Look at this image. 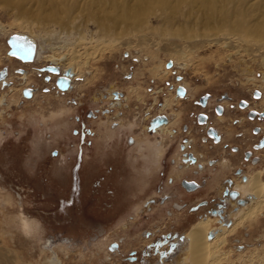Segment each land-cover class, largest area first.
<instances>
[{
    "label": "rangeland",
    "instance_id": "374dc122",
    "mask_svg": "<svg viewBox=\"0 0 264 264\" xmlns=\"http://www.w3.org/2000/svg\"><path fill=\"white\" fill-rule=\"evenodd\" d=\"M3 10L0 21L8 25L12 14ZM9 31L0 35V45L16 58L8 54V38L19 32ZM116 46L98 49L100 56L89 60L95 78L82 69L74 75L72 89L63 91L56 74L39 71L51 60L20 61L14 67L16 76L32 73L33 85L23 90L35 93L0 107V264H173L180 243L174 246L167 240L212 217L207 211L211 189L219 188L241 164V154L235 153L232 167L209 165L213 156H229L220 150L224 142L215 146L204 132L217 128L226 135L224 141L242 149L251 144L235 137L239 126L234 121L249 118L248 109L239 106L242 100L262 110L256 106L264 94L259 59L209 46L196 55L185 50L177 65L164 52L150 60L137 49ZM161 62L169 73L160 70L163 79L151 77L146 69ZM17 80L1 81L0 92L5 95L11 84L19 86ZM180 85L188 88L183 97L176 92ZM172 94L179 101L163 108ZM204 96H209L206 106L201 104ZM119 99L123 105L112 106ZM219 106L225 110L223 119ZM204 115L207 119L202 120ZM159 116L167 118L173 134L152 130L150 122ZM185 127L193 129L191 150L197 144L208 157L202 170L200 163L193 168L177 163ZM251 127L246 125L249 134ZM157 140L164 144L158 157L151 148ZM261 158L257 167H264L263 154ZM190 181L200 186L187 191L183 185ZM219 222L211 232L222 227ZM256 248L264 250V212L230 238L222 252L230 260L223 264H248L238 255L249 257ZM184 259V254L178 256L179 262ZM255 264L260 262L256 259Z\"/></svg>",
    "mask_w": 264,
    "mask_h": 264
},
{
    "label": "bare ground",
    "instance_id": "6f19581e",
    "mask_svg": "<svg viewBox=\"0 0 264 264\" xmlns=\"http://www.w3.org/2000/svg\"><path fill=\"white\" fill-rule=\"evenodd\" d=\"M2 8L8 15L12 14L13 20L8 25L0 21V35L8 34L9 29L25 34L26 41L33 46L32 60L53 61L58 72H51V76L56 74V79L67 76L68 89L74 85V75L82 74V69H89L95 78L96 68L91 67L89 60L98 58L102 51L113 50L117 43L139 50V56H148L150 60L164 52L177 65L180 59L183 61L185 52L192 50L196 55L209 46L239 55L245 53L264 65V0H0ZM1 45L0 66L9 63L12 69L19 65L7 56V46ZM98 49L102 51L98 53ZM164 66L165 62H161L146 70L151 77L163 79L165 75L161 71H170ZM77 67H81L79 72ZM12 71L7 80L17 79ZM32 76L31 73L24 78L26 85L33 82ZM8 89L7 95L0 92V103L7 100L11 105L19 101L22 87L12 85ZM259 100L257 106L263 108L264 94ZM170 101L173 100L167 98L168 105ZM226 161L224 158L221 163ZM262 175L253 172L245 185L238 183L241 194L254 193L256 201L235 215L228 232L223 231L212 239L207 233L209 226L202 223L187 231L188 248L183 264H223L230 260V255L222 253L230 238L264 212ZM217 253L220 256H215ZM248 256L239 254L238 259L246 258L248 264H255L257 259L264 264V250L256 248ZM53 260L59 263L56 258Z\"/></svg>",
    "mask_w": 264,
    "mask_h": 264
},
{
    "label": "flooded vegetation",
    "instance_id": "af4514ba",
    "mask_svg": "<svg viewBox=\"0 0 264 264\" xmlns=\"http://www.w3.org/2000/svg\"><path fill=\"white\" fill-rule=\"evenodd\" d=\"M9 50H10V48H9ZM9 50H8V52H9ZM35 53H36V51H35ZM11 58H13V57H11ZM16 58H14V59L18 63H21L20 61L25 62L21 58H17V59ZM1 66H0V68H1ZM42 68L43 67H39L40 72H44L41 70ZM12 69H13V71H12ZM12 69L10 67V70H8V68L3 67L0 70V82L2 81V83H3V82H7V81L8 82L14 81V80H7L11 71L14 72V74H16L14 71V68H12ZM20 72L22 74L17 75V76L21 80V83L19 86L18 85H16V86L22 87L21 95L25 94V96H26V94L31 95V94L35 93V92L31 91L30 88H28L27 90L26 89L23 90L24 87H28L30 85H33V82L29 85L28 84L26 85L24 83V78L27 75H31V72H29V71H20ZM48 76H51V73ZM11 86H12V84H11ZM177 88H178V86H176V92H177ZM5 95H7V94H5ZM177 95H178V92H177ZM127 98H128V96L124 97V99H126V100H127ZM173 98H169V99L173 100V101L169 102L170 105H168L167 99H166L165 103L163 105V108H167V107L171 106L172 103L175 102V97H173ZM207 100H209V96H204L202 98L201 104L203 106H206ZM176 101H179V100H176ZM5 102L8 103L7 100H4V102H2L0 107L4 106L3 104ZM120 105H123V102L120 99L116 100L112 104V106H114V107H119ZM5 106H6V104H5ZM239 106L241 109H244V110L248 109V111H249V113H248L249 118L238 117V119L236 118V120L234 121L235 124H238V126H239L238 133L234 134L235 137L239 138V140H241V142L245 145L247 144L246 141H248V140L251 141V144L248 145L247 147H245L244 149L240 148L239 146L233 145V144L229 143L228 141H224V139L226 137V135L224 133L219 131L217 128H209V127H207L205 129V132H204L205 136H206L205 139L208 138L207 141L211 140L210 142H213L212 144H215V146L222 144L224 142L222 144L223 146L220 147V150L223 154H227L229 156V158H227L226 156H222L220 158H219V156H213L212 158H209V160H208V157L205 156L204 152L196 147L197 144H195L194 145L195 148L191 150L190 147L193 146V143L195 142V138H192L190 136V134H192L193 129L192 128L189 129V127H185V129L187 131V135L184 137L186 139H184L183 142H181L179 144L181 154L178 157L177 163L180 166V162H179L180 160L182 162H187L185 165L186 168H193L198 163H200V166H198V167H199V169L202 170L205 167L207 160H208L209 165L219 164L220 166H222L224 168H229V167H232V161L231 160L236 159V158H234L235 153L241 154L240 155L242 158V159H240L241 164L238 165L236 168L233 167V171H232L233 175L228 174L227 176H225L223 178V180L221 181V182H223V184L221 186H219V188H212L210 191L211 192L210 198L212 199V202H211V205L209 206V208H207V211H208L209 215H211L212 217L208 216V217L202 219L201 221H198L197 223H195L192 226V227H194L195 225L201 224V223L209 226L207 233L209 232L208 236H211L212 239L215 236L222 234L223 231L228 232L229 229L234 225L235 215L238 214L239 212H241L240 210H243L244 208L250 206L253 202L256 201V195L254 193L247 192L245 194H241L239 187H237L239 185H245L249 181L250 176L253 172L261 173V174L263 173V175L260 176V181L262 183V190H261L262 193L261 194L264 195V167H257L262 160L261 154L264 155V116H262V113L264 112V108H262V110L251 108V105H250L249 101H247V100H242L239 103ZM237 108L238 107H236V106H232V109H237ZM216 110L219 113V116H220L219 119L225 118L224 115H222L225 112V110L222 107L219 106ZM160 117H162V116L152 118V120L150 122V126H151L152 130L155 129L157 132H159L161 130L163 132H165V131H168L169 133L172 132L168 127L170 122L167 121V118H165V119L163 118V121H162L163 123L160 124L159 126L155 125V123H154L155 120H157ZM200 118L202 120H204V119H207V116L204 115L203 117H200ZM111 121H114V119L109 118V122H111ZM118 121H120V120H118ZM116 122H117V120H116ZM136 123H137V118H135L134 121H131V123H130L131 127L133 125H135ZM249 123L252 125V127L250 128V134L252 136L249 134V132H246L247 131L246 125H248ZM123 125H124V122L121 121L119 127H121ZM173 133L174 132H172L171 134H173ZM163 146H164V144L160 140L159 141L157 140L156 142H152L151 148H152L153 152L157 154V157L162 154ZM211 148H213V146H211ZM156 150H157V152H156ZM229 151L231 153H228ZM224 158H226V160H227L225 164L221 163ZM203 163H205V164H203ZM201 183L205 184V186L207 185L206 180H203ZM238 183H239V185H238ZM199 186H200L199 184H196L193 181L186 182L185 185H183V187L187 191H191V188H194V190H196ZM200 203H203V202H199L198 204H200ZM204 204H207L206 201H204ZM217 220H218V222L220 221L219 223L222 224V227H220V229H218L217 231L215 230L214 232H211V230L216 226ZM246 225H244L242 227V229ZM187 231L183 233V236H179L175 239H170L169 241L167 240V243H170L171 245H174V246L176 243H180L179 249H178L177 253L175 254L176 257H175V262L173 264H176L177 261L179 262L178 256L181 257V254L186 255L187 248H188V240L186 239ZM206 239H207V235H206ZM208 241H210V240H208ZM165 244L166 243H164V245ZM223 251H224V249H223ZM179 252H180V255H178ZM215 256L218 257L220 255H219V253H217V254H215ZM179 263L183 264L182 261Z\"/></svg>",
    "mask_w": 264,
    "mask_h": 264
},
{
    "label": "water",
    "instance_id": "95a60500",
    "mask_svg": "<svg viewBox=\"0 0 264 264\" xmlns=\"http://www.w3.org/2000/svg\"><path fill=\"white\" fill-rule=\"evenodd\" d=\"M25 38H26L25 34H20V33L10 36L8 39V44L10 46V50L8 54L17 58H21L23 61L27 62L32 60L33 46H31L29 42L26 41ZM171 65L172 63L169 62L168 67H170ZM43 70H48L50 72H55V73L58 72L56 66L54 65H48L44 67ZM56 84L58 88H60L61 90H67L69 87V78L65 75L59 76L56 81ZM177 92L179 96L183 97L186 94V88L180 85L177 88ZM26 96L29 95L26 94ZM262 116H264V112L262 113ZM163 118L165 119V117H160L157 120H155L154 122L155 125L159 126L160 124H162Z\"/></svg>",
    "mask_w": 264,
    "mask_h": 264
}]
</instances>
